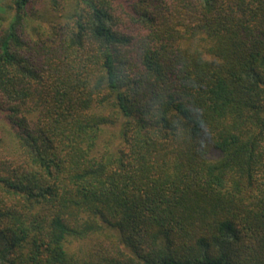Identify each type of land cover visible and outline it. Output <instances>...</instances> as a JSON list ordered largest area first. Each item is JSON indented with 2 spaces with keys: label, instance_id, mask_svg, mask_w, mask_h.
Here are the masks:
<instances>
[{
  "label": "trees",
  "instance_id": "obj_1",
  "mask_svg": "<svg viewBox=\"0 0 264 264\" xmlns=\"http://www.w3.org/2000/svg\"><path fill=\"white\" fill-rule=\"evenodd\" d=\"M0 9V264H264V0Z\"/></svg>",
  "mask_w": 264,
  "mask_h": 264
},
{
  "label": "rangeland",
  "instance_id": "obj_2",
  "mask_svg": "<svg viewBox=\"0 0 264 264\" xmlns=\"http://www.w3.org/2000/svg\"><path fill=\"white\" fill-rule=\"evenodd\" d=\"M8 2V0H0V8L2 7V5H4V3ZM2 13L1 9H0V14ZM38 19H36V21H34V27H38V25H40L41 27L45 26V27H49L50 25V21H52V13L49 9V6L47 5L46 1H44V3L41 4V6L39 7L38 10ZM7 23V22H6ZM6 23H4V25H6ZM28 39L27 41L30 43V39H32L33 34L32 31L28 30ZM32 44V43H31ZM14 130L13 127L11 125V123L5 118L4 114L2 112H0V155L3 154H10L12 153V149H13V144L14 142L13 137H14Z\"/></svg>",
  "mask_w": 264,
  "mask_h": 264
}]
</instances>
